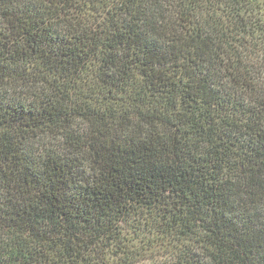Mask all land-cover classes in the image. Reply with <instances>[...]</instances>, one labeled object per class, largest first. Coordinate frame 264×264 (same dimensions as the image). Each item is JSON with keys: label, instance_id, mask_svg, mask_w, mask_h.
<instances>
[{"label": "trees", "instance_id": "1", "mask_svg": "<svg viewBox=\"0 0 264 264\" xmlns=\"http://www.w3.org/2000/svg\"><path fill=\"white\" fill-rule=\"evenodd\" d=\"M264 264L260 0H0V264Z\"/></svg>", "mask_w": 264, "mask_h": 264}, {"label": "rangeland", "instance_id": "2", "mask_svg": "<svg viewBox=\"0 0 264 264\" xmlns=\"http://www.w3.org/2000/svg\"><path fill=\"white\" fill-rule=\"evenodd\" d=\"M260 2L262 3L263 5V9H264V0H260ZM146 264H149L148 262H145Z\"/></svg>", "mask_w": 264, "mask_h": 264}]
</instances>
